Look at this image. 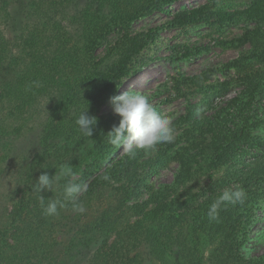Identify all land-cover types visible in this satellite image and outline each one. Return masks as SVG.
<instances>
[{"label": "trees", "instance_id": "16d2710c", "mask_svg": "<svg viewBox=\"0 0 264 264\" xmlns=\"http://www.w3.org/2000/svg\"><path fill=\"white\" fill-rule=\"evenodd\" d=\"M178 1L0 0V264H58L66 233L58 217L42 214L31 187L41 167L52 175L51 166L61 162H70L74 176L61 180L57 192L68 179L85 185L76 201L83 205L112 187L119 208L116 215L103 213L92 228L99 236L92 234L68 264H144V248L165 263L180 253L184 233L191 236L189 264H204L206 255L209 264H264V253L243 255L264 201V0L231 10L219 6L237 0H206L172 13ZM158 13L168 19L134 28ZM199 24L242 26L240 36L217 45L240 51L225 66L232 74L216 83L208 72L184 79L189 91L182 96L201 98L188 99L172 120L174 142L135 157L119 153L104 138L119 117L103 116L101 107L143 66L142 53L163 32ZM174 48L171 61L210 49ZM32 81L42 86L26 91ZM87 107L97 118L91 138L75 125ZM20 141L28 144L16 156ZM171 161L178 165L173 181L156 190L148 185ZM206 173V184L194 191L192 183ZM237 184L246 191L245 203L222 207L219 221L210 222L209 205ZM144 189L147 199L140 200ZM41 195L53 198L51 192ZM65 211L74 212L71 202ZM67 219L61 218L63 227Z\"/></svg>", "mask_w": 264, "mask_h": 264}, {"label": "rangeland", "instance_id": "374dc122", "mask_svg": "<svg viewBox=\"0 0 264 264\" xmlns=\"http://www.w3.org/2000/svg\"><path fill=\"white\" fill-rule=\"evenodd\" d=\"M205 2L206 0H180L173 4L169 10L172 13H176L186 8L202 5ZM247 4V0L225 1L219 7L231 10L233 8H243ZM167 19L166 15L158 13L151 18L142 20L134 28L140 30L149 26H156ZM242 33V26L221 30L219 26L212 27L206 24H199L184 30L163 32L160 39L142 53L143 66L136 74L125 79L123 88L118 95L125 91L144 94L148 96L149 102L157 112L174 120L184 112L188 99L198 101L201 98L199 95L193 96L191 94L187 97L182 96V93H188L189 91L184 85V79H190L208 72L209 74L207 75L211 76V83L225 80V77L232 74V71H227L225 66L235 60L240 51L221 48L217 46L218 42L232 40ZM114 38H111L110 41H113ZM179 44H193L197 47L208 46L210 49L192 59L171 61L168 57L174 54V47ZM102 54L103 50L100 52V55ZM101 113L103 116L113 113L110 101L101 107ZM259 133L264 135V127L260 129ZM27 144V141H20L14 154L16 156L21 155L25 151ZM121 152H123L122 149L119 150V153ZM177 167V163L171 161L166 168L160 170L158 175L149 179L148 185H152L156 190L160 185L171 183ZM221 173H218L217 176L221 175ZM204 177H207V173L199 178L196 177L195 182L192 183L193 186L197 183L194 191L199 190L201 184L203 186L206 184L207 178L203 180ZM7 185L6 183L5 186ZM143 191L144 195L140 200L147 199V189ZM261 204L262 207L256 211V223L249 241L243 248V255L246 258H255L264 253V201ZM83 206L86 211L82 214L67 212L63 209L60 212L62 216L60 214L57 216L56 222L60 223L61 231H63L61 233H66L61 234L62 246L58 264H68L77 252L84 247L92 234L99 236L98 232L92 230V228L96 227L101 221L104 212H107L109 216L119 213L117 198L112 187L97 195L93 200L83 204ZM62 217H67L66 221L70 224H66L63 227L66 222H61ZM183 238L184 245L180 253L178 255H169L165 263L148 256V250L144 248L142 250L144 264H176V262L189 264L188 254L191 249V236L189 233H184ZM204 264H209L208 255L205 257Z\"/></svg>", "mask_w": 264, "mask_h": 264}, {"label": "clouds", "instance_id": "9594fccd", "mask_svg": "<svg viewBox=\"0 0 264 264\" xmlns=\"http://www.w3.org/2000/svg\"><path fill=\"white\" fill-rule=\"evenodd\" d=\"M41 86L39 81H32L26 86L25 90L31 91L33 88ZM110 103L114 115L119 117V123L113 126L104 138L107 139V143L114 149H122L130 157H135L139 151L153 152L161 144L174 142L175 128L173 127L172 119L157 112L149 102L148 96L139 92L125 91L121 95L112 97ZM75 125L82 135L91 138L97 125V118L88 115L87 107L78 111ZM51 167L55 169L54 174H49L47 171L49 167H41L45 170L41 172L35 182H32L31 187V190L40 199L42 214L45 217H57L60 211L67 207L69 202L72 203V211L80 214L84 213L86 211L85 207L76 203V201L86 191L85 185L72 183L68 179L64 183L62 191L57 192L61 180L74 176V167L71 166L70 162H61ZM205 178L207 177H204L203 180ZM103 179L109 180L110 177L105 175ZM202 186L203 184H201ZM43 192H51L53 198L45 199L41 195ZM246 199V191L239 184L223 190L209 205L206 213L208 220L210 222H218L222 207L243 205Z\"/></svg>", "mask_w": 264, "mask_h": 264}]
</instances>
